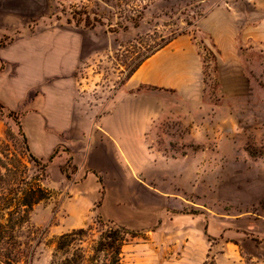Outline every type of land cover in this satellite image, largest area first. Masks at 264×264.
I'll list each match as a JSON object with an SVG mask.
<instances>
[{"label":"rangeland","instance_id":"374dc122","mask_svg":"<svg viewBox=\"0 0 264 264\" xmlns=\"http://www.w3.org/2000/svg\"><path fill=\"white\" fill-rule=\"evenodd\" d=\"M199 1L157 0L138 28L123 18L132 15L125 5L120 16L117 0H40L32 11L31 32L53 29L55 53H78L75 64L71 60L75 121L61 134L49 166L54 197L32 215L41 233L33 264H51L63 234L92 227L97 237L100 221L142 235L124 247L123 264H204L208 257L220 264H264L250 242L245 248L231 244L229 256H222V247L209 245L191 222L223 208L264 212V27L250 20L254 10L247 0H206L202 7ZM216 8H238L249 17L237 34V53L224 55L198 29L196 18ZM86 17L96 26H87ZM123 22L127 29L119 27ZM181 30L189 32L203 62L197 104L175 90L142 89L138 93L158 105L147 122L123 128L131 134L117 144L108 117L117 91L163 37ZM201 41L208 51L199 48ZM62 83L56 79V87ZM0 120L18 145L14 119L0 113ZM181 158L188 159L183 186L175 189V160Z\"/></svg>","mask_w":264,"mask_h":264},{"label":"crops","instance_id":"0c3cea01","mask_svg":"<svg viewBox=\"0 0 264 264\" xmlns=\"http://www.w3.org/2000/svg\"><path fill=\"white\" fill-rule=\"evenodd\" d=\"M39 2L0 0V105L6 113L20 115L31 152L39 159L48 160L62 145L61 134L71 132L75 121L71 84L74 67L71 60L74 59L75 64L78 53H55L53 29L31 32V14L39 8ZM246 2L254 10L250 20L258 21L256 23L261 25L262 30L264 0ZM248 18L238 8L233 11L216 8L198 20V29L208 34L224 55L237 53V34L240 25ZM257 38L263 40V34L258 33ZM2 41L9 43L2 46ZM202 69L198 47L188 36L178 37L156 53L117 91L108 115L112 126H115L110 137L118 144L131 134L123 128L150 119L152 106L158 103L153 102L148 93H131L141 85H151L163 91L175 90L179 96L196 105L203 84ZM56 79L66 83L56 87ZM4 130L0 120V141ZM130 154L134 160L138 159L135 153ZM109 156L107 152L106 157ZM187 160H175V166L179 167L175 189L176 186H183L182 167ZM194 219L191 222L196 226L198 236L202 235L209 245L213 242L220 245L225 252L222 256H229L231 244L245 248L243 243L250 242L253 249L263 254L260 260L264 263V212L254 214L245 209L229 213L223 208L221 212L206 213Z\"/></svg>","mask_w":264,"mask_h":264},{"label":"trees","instance_id":"16d2710c","mask_svg":"<svg viewBox=\"0 0 264 264\" xmlns=\"http://www.w3.org/2000/svg\"><path fill=\"white\" fill-rule=\"evenodd\" d=\"M156 1L117 0L116 6L119 8L121 17L125 14L122 11L123 5L131 9L132 15L123 18L132 23L133 27L138 28L145 12L149 11ZM206 2V0H201L197 4L202 7ZM207 13L196 19L203 18ZM164 15L168 16V13ZM85 24L92 28L96 26L90 17H86ZM118 25L124 29L128 28L124 22ZM186 25L195 27L196 24L186 21ZM188 33L186 30H181L168 37H163L161 43L151 49L149 54L144 56L127 74L126 81L132 78L148 59L178 37L189 35ZM198 46L208 51L202 41ZM156 88L151 85H142L137 89V93L142 89ZM0 113H6L2 105H0ZM7 115L13 118L19 127L21 142L15 145L17 141L9 129L4 130V137L0 141V264H33L35 249L41 233L33 224L32 215L38 205L54 197V192L47 186V182L49 166L57 151L47 161L34 156L22 129L20 115L15 113H7ZM99 225L101 230L97 237L92 227L73 230L57 237L51 264H123L124 247L132 238L142 235L126 227L101 221ZM204 264L217 263L214 258L209 260L208 257Z\"/></svg>","mask_w":264,"mask_h":264}]
</instances>
